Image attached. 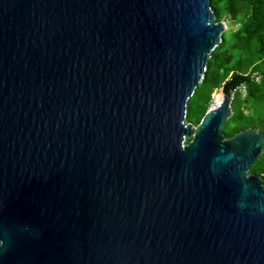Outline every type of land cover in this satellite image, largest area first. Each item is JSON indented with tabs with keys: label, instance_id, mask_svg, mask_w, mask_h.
<instances>
[{
	"label": "water",
	"instance_id": "95a60500",
	"mask_svg": "<svg viewBox=\"0 0 264 264\" xmlns=\"http://www.w3.org/2000/svg\"><path fill=\"white\" fill-rule=\"evenodd\" d=\"M210 0H0V264H264V136L186 108Z\"/></svg>",
	"mask_w": 264,
	"mask_h": 264
},
{
	"label": "trees",
	"instance_id": "16d2710c",
	"mask_svg": "<svg viewBox=\"0 0 264 264\" xmlns=\"http://www.w3.org/2000/svg\"><path fill=\"white\" fill-rule=\"evenodd\" d=\"M210 9L225 30L187 104L185 122L197 125L211 94L228 81L231 115L222 134L228 138L254 128L264 136V0H210ZM249 173L257 175L264 187V151Z\"/></svg>",
	"mask_w": 264,
	"mask_h": 264
},
{
	"label": "rangeland",
	"instance_id": "374dc122",
	"mask_svg": "<svg viewBox=\"0 0 264 264\" xmlns=\"http://www.w3.org/2000/svg\"><path fill=\"white\" fill-rule=\"evenodd\" d=\"M230 29H231V26H228V27H227V30H230ZM217 93H218V92H216V93L214 92V93L211 94V100H210V102H209V104H208V108H209L210 103H214V104L216 103L217 99H213V98L217 95ZM211 105H212V104H211Z\"/></svg>",
	"mask_w": 264,
	"mask_h": 264
},
{
	"label": "bare ground",
	"instance_id": "6f19581e",
	"mask_svg": "<svg viewBox=\"0 0 264 264\" xmlns=\"http://www.w3.org/2000/svg\"><path fill=\"white\" fill-rule=\"evenodd\" d=\"M221 100V95H218V98H217V101L216 103H212V105L210 106L211 109H215L218 105H219V102Z\"/></svg>",
	"mask_w": 264,
	"mask_h": 264
},
{
	"label": "built area",
	"instance_id": "2783aa9c",
	"mask_svg": "<svg viewBox=\"0 0 264 264\" xmlns=\"http://www.w3.org/2000/svg\"><path fill=\"white\" fill-rule=\"evenodd\" d=\"M211 104H212V103H210L209 108H210Z\"/></svg>",
	"mask_w": 264,
	"mask_h": 264
}]
</instances>
